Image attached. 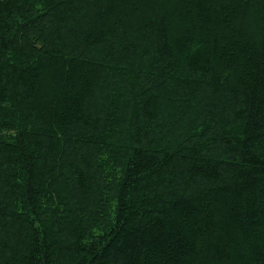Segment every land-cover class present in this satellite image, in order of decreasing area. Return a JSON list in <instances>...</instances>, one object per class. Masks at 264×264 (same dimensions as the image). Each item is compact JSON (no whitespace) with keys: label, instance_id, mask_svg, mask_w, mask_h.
Segmentation results:
<instances>
[{"label":"trees","instance_id":"trees-1","mask_svg":"<svg viewBox=\"0 0 264 264\" xmlns=\"http://www.w3.org/2000/svg\"><path fill=\"white\" fill-rule=\"evenodd\" d=\"M0 264H264V0H0Z\"/></svg>","mask_w":264,"mask_h":264}]
</instances>
